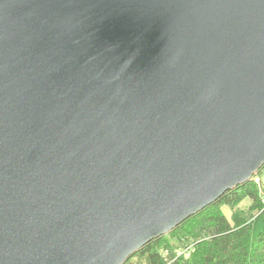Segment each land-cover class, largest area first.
Returning a JSON list of instances; mask_svg holds the SVG:
<instances>
[{"label": "water", "instance_id": "1", "mask_svg": "<svg viewBox=\"0 0 264 264\" xmlns=\"http://www.w3.org/2000/svg\"><path fill=\"white\" fill-rule=\"evenodd\" d=\"M264 166V0H0V264H124Z\"/></svg>", "mask_w": 264, "mask_h": 264}, {"label": "trees", "instance_id": "2", "mask_svg": "<svg viewBox=\"0 0 264 264\" xmlns=\"http://www.w3.org/2000/svg\"><path fill=\"white\" fill-rule=\"evenodd\" d=\"M262 173L264 166L257 175ZM261 184L254 175L227 190L167 234L147 242L124 264H264ZM245 199L250 200L248 209H238ZM225 206L233 210L231 218Z\"/></svg>", "mask_w": 264, "mask_h": 264}, {"label": "rangeland", "instance_id": "3", "mask_svg": "<svg viewBox=\"0 0 264 264\" xmlns=\"http://www.w3.org/2000/svg\"><path fill=\"white\" fill-rule=\"evenodd\" d=\"M263 172V171H262ZM256 175V180H258V182L261 184V181H262V188L264 187V173L260 174V175H257V173L255 174ZM264 190V189H263ZM263 190H262V193H263ZM250 206V200L249 199H245L238 207V209H243V210H247L248 207ZM223 211L227 214V216L229 218H231L232 216V213H233V210L227 206H225L223 208Z\"/></svg>", "mask_w": 264, "mask_h": 264}, {"label": "bare ground", "instance_id": "4", "mask_svg": "<svg viewBox=\"0 0 264 264\" xmlns=\"http://www.w3.org/2000/svg\"><path fill=\"white\" fill-rule=\"evenodd\" d=\"M255 174H256V173H255ZM255 174H254V175H255ZM254 175H253V176H254ZM253 176H252V177H253ZM252 177H251V178H252ZM249 180H250V179H249ZM189 217H190V216H189ZM194 247H195V246H194Z\"/></svg>", "mask_w": 264, "mask_h": 264}]
</instances>
